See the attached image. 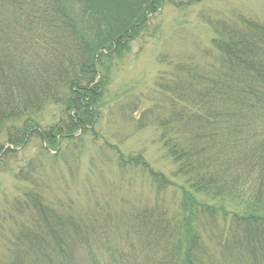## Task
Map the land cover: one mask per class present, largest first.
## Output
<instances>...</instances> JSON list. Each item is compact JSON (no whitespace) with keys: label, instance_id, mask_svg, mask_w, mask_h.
<instances>
[{"label":"rangeland","instance_id":"374dc122","mask_svg":"<svg viewBox=\"0 0 264 264\" xmlns=\"http://www.w3.org/2000/svg\"><path fill=\"white\" fill-rule=\"evenodd\" d=\"M150 2L140 21L123 31V45L105 38L113 19L102 18L96 6L82 10L79 0L64 6L75 21L70 18L71 26L60 22V13L47 12L34 33L23 34L38 55L36 64L51 67L61 80L52 87L55 99L36 111L28 106L34 93H26L23 114L0 128V264H37L30 263L35 248L28 251L17 240L19 232H40L37 245L47 234L30 197L54 214L51 226L78 225L60 237L76 262L96 253L100 263L116 264L121 253L125 264H149L175 253V246L177 256L166 264H188L189 258L192 264H252L243 222L256 203L251 184L231 191L221 183L229 179L226 169L249 163L242 156L249 153L250 162L264 156V120L251 129L238 117L264 116V106L253 108L238 95L226 99L229 87L219 94L204 79H216L218 86L231 59L219 54L214 40L226 41V31L247 33L242 18L264 27V0H155L149 15ZM41 73L48 83L50 74ZM75 85L87 87L85 97ZM223 110L227 115L212 124ZM238 123L245 125L240 134L233 132ZM196 127L202 128L192 132ZM144 220L167 227L156 249H150L154 242ZM55 245L52 239L50 247H40ZM262 255L254 264H264V248Z\"/></svg>","mask_w":264,"mask_h":264},{"label":"trees","instance_id":"16d2710c","mask_svg":"<svg viewBox=\"0 0 264 264\" xmlns=\"http://www.w3.org/2000/svg\"><path fill=\"white\" fill-rule=\"evenodd\" d=\"M69 1L70 0H0V128L5 127V129H8L9 127L13 126L14 120L23 114L21 111L25 110V108L22 107V104L27 101L25 99L26 93H29L30 95L34 93L35 99L33 100V104L28 106L31 110L35 109V111L38 109L36 106L47 100V98L55 99L52 87L61 80V77L58 78V75L53 73L54 70L51 67L47 65H44L43 67L41 65L40 67V65L36 64L38 61V55H35L31 51V44L27 43V39L23 34L29 29L34 33V25L36 24V21L39 20L38 17L43 18L44 14L47 12L53 14V17H55L56 13H60V22H67L71 26L70 18L72 20V24L75 23V21L72 19V17H70V14L65 11L64 7H69ZM101 1L102 0H79V7L82 10H86L92 9L94 6H96L94 11L102 16V18L106 15L110 16L114 23H106L107 25L104 27V33L109 34L105 38L111 40L117 37V44L123 45L126 42L125 38L127 37L126 34H123V31L129 25L133 24L134 20L140 21L143 7L148 0H112L107 4L104 3L103 5ZM154 1L155 0H151L149 3L146 14L148 13L150 15L155 10L153 3ZM240 19L241 18H239V20ZM44 20L45 23L47 22V24H49L48 20L46 21L45 18ZM241 20L243 21V24H241L242 29L244 31L246 30L247 33L245 32L243 35H238L236 30H234V32L224 30L226 32L222 35L227 34L226 36L228 39L226 41H220L216 39L213 42L218 50H220L219 54H222L223 56H230L231 58L227 60L228 70L220 75L222 82L219 83L218 86L215 85L216 79L205 78L204 82L215 87L219 94H223L225 89L229 87L230 90L226 99H233L236 95H238L239 97L248 99L249 102L255 104L253 108H262L264 106V27L258 22H253V20H245L244 18ZM55 22L57 21L55 20ZM94 25L95 23L92 24V26ZM133 28H135L134 25L130 26L128 30H126L127 35L130 34V31ZM226 28L232 29L229 26ZM17 31L20 33H17ZM120 32H122V34ZM114 41L116 42V40ZM228 41L233 43V45H230ZM83 46L86 50L87 45ZM79 52L81 53V51ZM86 62L87 61H83L79 68V72L82 75L84 73H89L87 72L88 65ZM65 64H68L67 61ZM41 70L45 74H50L47 81L48 83L41 80ZM235 73H238V75ZM62 82L64 84L66 79L63 78L61 83ZM74 88L78 94L85 97L87 87L83 88L81 85H75ZM41 91H45L44 94H39ZM202 98L204 97L202 94H200L198 99L201 102ZM200 101H198L199 104ZM83 106L87 107L88 105L83 103ZM241 108L245 109L248 107L243 105ZM232 112H238V110L234 109ZM260 114H264V112L261 111ZM226 115L227 114L224 110L222 113L218 112L213 116V118H211L213 120L212 124L220 123L219 118ZM190 117L194 118L195 115L191 113ZM238 117L241 120H247L246 126H251V129H253V125L255 123H259V121L264 120V116L256 114H248ZM76 123L79 124V121L77 120ZM244 126L245 125L241 123L235 124L233 132L236 134L242 133L243 129L245 128ZM201 128L202 127H196L192 130V132H197ZM199 138L202 137L200 136ZM233 146L234 149L240 148L239 144L237 143H235ZM186 156L188 155L186 154ZM184 157V152L178 154L176 160L179 162V164L183 162L182 159ZM242 158L245 160L250 158L248 159L249 163L241 165V169L234 168L236 170L240 169V173H238L239 171L236 172V170L235 172L232 171L233 169H226L224 173H228L229 179L227 178L226 181L222 182L221 184L231 191L234 189L237 190L239 183L244 185L251 184V191L254 198H256V203L251 205L252 210L249 213V216L245 218L243 222L246 229V247L252 249L253 251V253H251V263L254 264L256 261L258 262L263 259L264 156L259 158V160H254L252 162L250 161L253 160V156L251 157L249 153L242 156ZM253 175L256 176V179H253ZM156 177L165 183L162 176L159 177L157 175L155 178ZM27 202L31 205L34 218H37L36 221L39 220L43 222L44 229L48 227L47 234L41 235V241L40 243H37V245L36 241L41 234L40 232L33 234L28 233L25 235V237L19 232V236L17 237L18 243L21 244V246H29L28 251L35 248V251H33L30 256V263H33V261L36 260L37 264H107L100 263L99 255L96 253H89L87 257L80 262L74 261L72 259L73 256L70 254V248L65 246L66 243L65 245L62 244L60 237L62 238L63 235H65V232H76L74 230L78 228V225L69 224L66 225L65 228L61 225L53 227L48 224V219H51L54 214L42 206V204L33 197H30L29 201ZM205 208L207 207L203 206L201 209ZM212 211L219 212L220 210ZM144 223L146 224L147 228H150L148 231L151 243L154 242L150 249L158 248V242L160 239L164 240L168 234L167 227L165 228L162 222L153 223L144 220ZM33 229L35 230L34 227ZM52 239L56 241L55 247L50 249H48V247H40L44 244H47V246L50 247ZM166 242L167 241H163V244ZM168 247L171 248V245ZM231 248L233 251H236V248H234V241L232 239ZM176 251L177 249H175L174 246L175 253L171 254L169 252L167 255H163L160 258L155 257L150 259L149 264H166V262L172 261L176 258ZM258 252L259 254H257ZM72 254L74 253L72 252ZM174 254L175 256H173ZM14 255L12 254L13 257ZM117 258L119 260L116 261V264H125L126 258L123 254L119 253L116 255V259ZM192 262L193 261L189 258L188 264H192ZM196 264H198V261Z\"/></svg>","mask_w":264,"mask_h":264},{"label":"bare ground","instance_id":"6f19581e","mask_svg":"<svg viewBox=\"0 0 264 264\" xmlns=\"http://www.w3.org/2000/svg\"><path fill=\"white\" fill-rule=\"evenodd\" d=\"M164 200V199H163ZM170 204H172V203H170Z\"/></svg>","mask_w":264,"mask_h":264}]
</instances>
